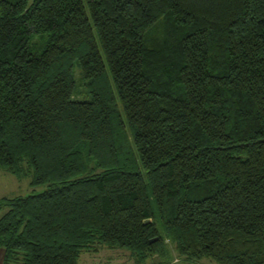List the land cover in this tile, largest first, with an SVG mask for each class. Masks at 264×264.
Wrapping results in <instances>:
<instances>
[{
    "label": "trees",
    "instance_id": "1",
    "mask_svg": "<svg viewBox=\"0 0 264 264\" xmlns=\"http://www.w3.org/2000/svg\"><path fill=\"white\" fill-rule=\"evenodd\" d=\"M1 170L3 264H264V0H0Z\"/></svg>",
    "mask_w": 264,
    "mask_h": 264
},
{
    "label": "rangeland",
    "instance_id": "2",
    "mask_svg": "<svg viewBox=\"0 0 264 264\" xmlns=\"http://www.w3.org/2000/svg\"><path fill=\"white\" fill-rule=\"evenodd\" d=\"M45 188L46 185L32 186L29 176L19 178L10 172L0 171V199L38 193ZM5 210H0V217ZM167 250L169 251L168 257L163 258L162 256L154 255L146 260V264H187L188 260L180 256L175 246L170 242L167 245ZM1 252L2 250L0 249V259H2ZM193 262L197 264H218L207 258L199 262ZM78 264H136V259L129 250L101 246L98 251H83Z\"/></svg>",
    "mask_w": 264,
    "mask_h": 264
},
{
    "label": "crops",
    "instance_id": "3",
    "mask_svg": "<svg viewBox=\"0 0 264 264\" xmlns=\"http://www.w3.org/2000/svg\"><path fill=\"white\" fill-rule=\"evenodd\" d=\"M2 250V259H0V264H3V258H4V249L3 248H0Z\"/></svg>",
    "mask_w": 264,
    "mask_h": 264
},
{
    "label": "water",
    "instance_id": "4",
    "mask_svg": "<svg viewBox=\"0 0 264 264\" xmlns=\"http://www.w3.org/2000/svg\"><path fill=\"white\" fill-rule=\"evenodd\" d=\"M158 240V237H155V238H152L151 239V242H155V241H157Z\"/></svg>",
    "mask_w": 264,
    "mask_h": 264
}]
</instances>
